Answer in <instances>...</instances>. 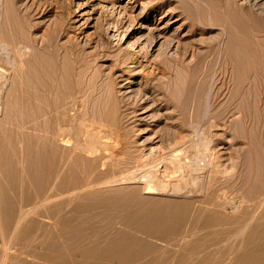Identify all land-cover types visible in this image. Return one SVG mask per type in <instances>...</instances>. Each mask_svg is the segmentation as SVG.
Masks as SVG:
<instances>
[{"label": "rangeland", "instance_id": "374dc122", "mask_svg": "<svg viewBox=\"0 0 264 264\" xmlns=\"http://www.w3.org/2000/svg\"><path fill=\"white\" fill-rule=\"evenodd\" d=\"M85 124L97 125L103 141L109 138L99 152L104 159L75 150L81 135L80 142L89 140ZM68 131L74 133L69 135ZM0 134V202H7L8 216L11 214L8 218L0 203V214L3 209L5 213L4 221L0 216V241L5 240L0 242V252L5 253L9 244L6 256L0 253V264H14L20 250L23 259L27 255L33 258L32 253L42 256L47 241L65 239L60 230L68 227L59 223V212L51 211L47 204V168L38 163L42 175H36L30 166L32 155L54 144L60 164L67 157L69 165L76 163L82 156L80 164L74 166L78 172L65 177L68 204L62 214L73 216L74 222H87L85 231L77 230L84 238L91 232L95 239L98 230L101 236L97 238L118 231L146 238L156 247L145 255L153 261L149 264H215L217 260L216 264H261L264 258L254 261L248 255L264 247V0H0ZM61 135L72 140L66 143ZM94 159L101 171L93 187L102 190L107 199L124 198L125 208L117 207L113 199L88 210H73L72 198L83 203L88 201L83 196L91 195V186L79 185V181H85L87 162ZM133 159L139 160L136 163ZM103 161L108 167H102ZM3 168L15 170L10 175ZM60 181L56 179L57 184ZM148 181L157 187L149 189ZM174 182L178 186L184 183L188 190ZM214 189L218 190L213 192L212 204L207 197ZM191 197L197 202L182 209L181 225L156 238L129 228L121 218L130 208L147 212L166 199ZM31 206L37 209L33 212ZM89 217H93L91 223L86 219ZM33 219L39 222L35 232L25 236L21 226L35 224ZM18 220H23L22 224ZM15 226L20 228L15 230ZM12 241L17 242L14 245Z\"/></svg>", "mask_w": 264, "mask_h": 264}, {"label": "bare ground", "instance_id": "6f19581e", "mask_svg": "<svg viewBox=\"0 0 264 264\" xmlns=\"http://www.w3.org/2000/svg\"><path fill=\"white\" fill-rule=\"evenodd\" d=\"M165 1H168V0H165ZM170 1V0H169ZM141 3H143V2H141ZM172 3V2H171ZM238 3V5L239 6H243L242 4H239V1L237 2ZM227 10H229L228 8H227ZM227 21V20H226ZM234 27V26H233ZM227 29V28H226ZM236 29V28H235ZM238 30V29H237ZM25 51V50H24ZM20 55V54H19ZM231 59V58H230ZM230 62V61H229ZM232 62V61H231ZM232 65V64H231ZM250 92V91H249ZM254 92V91H253ZM124 103V102H123ZM74 118H76V117H74ZM87 121V120H86ZM80 122V121H79ZM79 122H77V123H79ZM84 123V122H83ZM86 125V124H85ZM91 126H92V124H90ZM78 126H79V124H78ZM83 126V125H82ZM87 126V125H86ZM97 125H93V127H90V126H87L88 128V131H87V135H89V140L87 139V140H85V141H83V140H81V142L83 141V143H81L79 140L80 139H82L81 137H83L82 135H81V133H83L82 132V129H81V133H79L81 136H80V139H76V141L78 142H76V141H74V142H76V151L78 150V151H83V152H87L88 153V156H93L94 158H96V159H99V160H101L102 158L104 159L105 157L102 155V154H100L99 152H100V148H102V147H106L105 145L103 146V144L105 143V144H108L107 143V140L109 139L108 137V139H105V141H103L102 140V138L104 137V135H102L100 132H99V130H98V128L96 127ZM84 127V126H83ZM83 127H81V128H83ZM59 129H60V127H58ZM79 128V127H78ZM78 128H77V130H76V128L74 129V130H76V133L80 130V128H79V130H78ZM86 128V127H85ZM84 128V129H85ZM90 128V129H89ZM102 128V127H101ZM117 128V127H116ZM115 128V131L117 130ZM63 129H65V128H63ZM67 129V128H66ZM87 129H85V130H87ZM100 129V128H99ZM107 129V128H106ZM106 129H104V130H106ZM109 129V128H108ZM110 129H113V128H110ZM73 130V129H72ZM85 130H83V131H85ZM102 130H103V128H102ZM64 131V130H63ZM63 131H61L60 130V132H63ZM93 133H92V132ZM110 131V130H109ZM113 131H114V129H113ZM112 130H111V132H112V134L114 133ZM52 132H54V131H52ZM67 132V131H66ZM106 132V131H105ZM110 132V133H111ZM117 132H119L118 130H117ZM116 132V133H117ZM55 133V132H54ZM57 133V132H56ZM73 134L74 133V131L73 132H69L68 131V134ZM85 133V132H84ZM65 134H67V133H65ZM69 134V135H70ZM85 134V135H86ZM1 135V134H0ZM69 135H64L65 137H66V139H65V137L64 136H62V138H64V140H65V142L67 143V141L68 142H70L71 140H69V139H67L68 137L67 136H69ZM74 135H76V134H74ZM84 135V136H85ZM118 135H120L119 133H118ZM78 138H79V135L77 134L76 135ZM76 136H73V138L74 137H76ZM108 136V135H107ZM110 136V135H109ZM7 137V136H6ZM56 137H57V135H56ZM71 137V136H70ZM88 137V136H87ZM111 137H113L112 135H111ZM110 137V138H111ZM118 137V136H117ZM122 137V136H121ZM57 138H59V137H57ZM61 138V139H62ZM72 138V137H71ZM113 138H116L115 136L113 137ZM52 139H54V138H52ZM60 139V140H61ZM85 139V138H84ZM112 139V138H111ZM119 139V138H118ZM123 139V138H122ZM0 140H2V139H0ZM102 140V141H101ZM133 140V139H132ZM4 141V140H3ZM54 141H56L55 139H54ZM62 141H63V139H62ZM114 141H115V139H114ZM116 141H117V139H116ZM115 141V142H116ZM120 141H122V140H120ZM119 141V142H120ZM5 142H6V140H5ZM4 142V143H5ZM74 142H71L72 144L74 143ZM111 142V141H110ZM118 142V141H117ZM122 142H124V141H122ZM121 142V143H122ZM3 143V142H2ZM54 143V142H53ZM62 143V142H61ZM70 143V144H71ZM121 143H119L120 145H121ZM15 144V143H14ZM13 144V145H14ZM51 144V143H50ZM62 144H64V143H62ZM111 144V143H110ZM115 144V143H114ZM114 144H112V145H114ZM117 144V143H116ZM5 145V144H4ZM67 145H69V144H67ZM124 145V144H123ZM123 145H121V148H123L122 146ZM7 146V145H6ZM12 145H10V147H11ZM33 146V145H32ZM73 146V145H72ZM110 146V145H109ZM114 146H116V145H114ZM113 146V147H114ZM113 147H111V148H113ZM119 146H116L115 148H118ZM5 148V147H4ZM7 148H9V145L7 146ZM6 148V149H7ZM69 148V147H68ZM108 148V147H107ZM110 148V149H111ZM114 148V149H115ZM14 149V148H13ZM35 149V148H34ZM74 149V148H73ZM114 149H112V150H114ZM158 149V148H157ZM61 150V149H60ZM71 150V149H70ZM116 150V149H115ZM121 150V149H120ZM142 150V149H141ZM62 151H63V149H62ZM68 151H69V149H68ZM74 151V150H73ZM118 151V150H117ZM129 151V150H128ZM139 151V150H138ZM143 151V150H142ZM64 152V151H63ZM62 152V154H64ZM122 152V151H121ZM139 152H141V151H139ZM3 153V152H2ZM6 153H7V151H6ZM28 153H29V151H28ZM119 153H120V151H119ZM130 153H131V151H130ZM133 153V152H132ZM153 153V152H152ZM73 154V153H72ZM86 154V153H85ZM114 154H115V152H114ZM142 154H143V152H142ZM13 155V154H12ZM98 155V156H97ZM109 155V154H108ZM113 155V154H112ZM121 155H123V154H121ZM131 155V154H130ZM129 155V156H130ZM136 155V154H135ZM155 155V154H154ZM18 156V155H17ZM68 156V155H67ZM163 157H164V155H162ZM209 156V155H208ZM212 156V155H211ZM5 157V156H4ZM65 157V156H64ZM116 157H118V156H116ZM148 157V156H147ZM160 157V156H159ZM8 158H10V157H8ZM89 158V157H88ZM91 158V157H90ZM119 158H120V156H119ZM118 158V159H119ZM131 158V157H130ZM136 158H138L137 156H136ZM144 158V157H143ZM161 158V157H160ZM187 158V157H186ZM216 158V157H215ZM12 159H13V157H12ZM70 159V158H69ZM107 159V158H106ZM117 159V158H116ZM124 159V158H123ZM151 159V158H150ZM173 159V158H172ZM189 159V158H188ZM3 160H4V158H3ZM9 160H11V159H9ZM71 160V159H70ZM69 160V161H70ZM81 160H82V156H78L76 159H75V162L76 163H71L70 165H69V162H68V157H67V160H65L62 164H60L59 163V158H58V149H57V146H55V144H54V146H50V147H48V149H46L45 150V152H43V153H40V154H35V155H32L31 156V163H30V166L32 165V167H33V171L35 172V174L36 175H38V174H41V173H39V171H38V163H40V164H42L43 166H44V168H47L46 170H47V179H48V181L47 182H45V183H47V184H49L48 185V188H47V186H46V190L47 191H45L46 192V200H47V204L50 206L51 205V209H50V207L48 206V208L51 210V211H53V212H59V215L57 216V218L56 219H58V221H59V223L60 224H62L63 226L65 225V227H68V228H64V229H62V230H60L61 232L60 233H62L63 234V236L65 237V239H64V241H57V240H54V239H51V240H49V241H47V243H46V246H45V252L43 253V255L42 256H39V255H35L34 253H32V255L35 257V258H37V259H42V260H38V261H36V260H34L32 257L30 258H27L28 257V255H27V257H25L24 259H23V257H22V254L24 253L22 250H20V253H18L19 255H17V256H15V263L14 264H149V261L150 262H153V261H151L150 259H151V257H150V259H146L147 257H145V255H147L148 253H150V252H152L153 250H155V244L154 243H152L151 241H148V240H146V238H144L143 240H145V241H143L140 237L139 238H137V237H135V235H133L132 233H130V234H128V232L127 231H118V232H115L114 233V235L112 234V236H111V234H108V233H105V234H107V237H105L104 236V238H103V235H102V238H99L100 236L98 235V233L100 232V230H98L99 232L96 234L94 231H92V234H93V232L96 234V238L94 239L93 237L95 236V235H91V232H90V237L88 238V237H86V238H84V235L82 234V232H83V230H84V228H85V225H84V222L85 223H87L86 221H80L79 222V220H77L78 222H74V219L72 218V217H66L65 215L66 214H62L63 212H64V208H65V206H66V203L68 202V201H66V197L64 198V196L67 194H64L65 193V188H66V186H67V184H66V179H65V177L66 176H69V175H67L69 172H73L74 170H76L75 169V165L77 164V163H79V162H81ZM111 160V159H110ZM113 160V159H112ZM134 160V159H133ZM137 160V159H136ZM136 160H134V161H136ZM139 160V159H138ZM137 160V161H138ZM158 160V159H157ZM194 160V159H193ZM7 161V160H6ZM104 161H106V160H104ZM104 161H103V163H102V167H103V165H104V167H108V166H105V164H104ZM137 161H136V163H137ZM150 161V160H149ZM2 162V161H1ZM4 162V161H3ZM2 162V163H3ZM45 162V163H44ZM107 162V161H106ZM114 162H115V160H114ZM142 162V164H143V160L141 161ZM158 162V161H157ZM156 162V163H157ZM160 162V161H159ZM171 162V161H170ZM212 162V161H211ZM110 163V162H109ZM135 163V164H136ZM148 163V162H147ZM146 163V164H147ZM153 163V162H152ZM172 163V162H171ZM183 163V162H182ZM181 163V164H182ZM186 163V162H185ZM215 163V162H214ZM8 164V163H7ZM80 164V163H79ZM111 164V163H110ZM115 164H116V162H115ZM145 164V163H144ZM164 164V163H163ZM173 164V163H172ZM4 165V164H3ZM18 165V164H17ZM25 165V164H24ZM107 165V164H106ZM166 166H167V163L165 164ZM192 165V164H191ZM1 166V165H0ZM137 166V165H136ZM146 166H148V165H146ZM152 166V165H151ZM156 166V165H155ZM162 166V165H161ZM176 166V165H175ZM190 166V165H189ZM7 167V166H6ZM15 167H17V166H15ZM26 167V166H25ZM42 167V166H41ZM150 167V166H149ZM1 168H2V166H1ZM8 168V167H7ZM7 168H6V173H7V171H9V174L10 175H12V173L14 172V168H9L10 170H7ZM78 169H79V167H77ZM84 168V167H83ZM100 168V167H99ZM98 168V166H96L95 167V159L94 160H89L88 162H87V167H86V178H85V181L83 180V179H81V181L82 182H80L79 181V185H87V186H91L90 188H89V190H92V191H89V192H91V195H86V196H83L84 198H86L87 200H85L84 198H83V200H85V201H87V202H83V203H77L76 201H81L80 200V198L78 199V200H76V199H74V198H72V200H73V202H76V203H71L72 205L73 204H75L74 206H73V210L74 211H81V210H83V209H89V208H95L96 206H98V204H99V202H109V201H111V200H113V199H115L116 200V202L114 203L115 205H117V207H120V208H125V204H124V198H121V197H118V196H113V197H111L110 199H107V198H105L104 196H102V190H99V189H95L96 188V186H94L95 184L97 185V181H98V178L100 177V169ZM147 168V167H146ZM156 168V167H155ZM167 169L169 168V167H166ZM185 168V167H184ZM183 168V169H184ZM216 168V167H215ZM2 169V170H3ZM18 169V168H17ZM16 169V171L18 172V170ZM27 169V168H26ZM30 169H32V168H30ZM103 169H106V168H103ZM102 169V170H103ZM137 169V168H136ZM141 169H143V168H141ZM140 169V170H141ZM157 169V168H156ZM165 169V168H164ZM176 169V168H175ZM187 169V168H186ZM3 170V171H4ZM80 170V169H79ZM139 170V169H138ZM138 170L135 172L136 174H137V172H138ZM139 170V171H140ZM152 170V169H151ZM151 170H149L148 172H150ZM161 170V169H160ZM177 170H179V168L177 169ZM188 170V169H187ZM211 170V169H210ZM41 171H43V170H41ZM77 171V170H76ZM106 171V170H105ZM108 171V170H107ZM110 171V170H109ZM123 171V170H122ZM127 171V170H126ZM143 171H145L144 169H143ZM165 171H168V170H166L165 169ZM171 171V170H170ZM191 172H192V170H190ZM189 171V172H190ZM20 172V171H19ZM78 172V171H77ZM111 172V171H110ZM142 172V171H141ZM147 171H146V173H148ZM154 172V171H153ZM157 172V171H156ZM155 172V174H157ZM160 172V171H159ZM169 172V171H168ZM172 172V171H171ZM170 172V173H171ZM181 172V171H180ZM188 172V173H189ZM190 172V173H191ZM193 172H195V171H193ZM192 172V173H193ZM203 172V171H202ZM104 173V172H103ZM129 173V172H128ZM134 173V174H135ZM140 173V172H139ZM145 173V172H144ZM170 173H168V175L170 174ZM198 173V172H197ZM3 174V173H2ZM19 174V173H18ZM54 174H55V176H54ZM80 174V173H79ZM106 174H108L107 172H106ZM120 174V173H119ZM126 174V173H125ZM132 174H133V171H132ZM135 174V175H136ZM158 174H160V173H158ZM176 174V173H175ZM180 174V173H179ZM184 174V173H183ZM5 175V174H4ZM22 175V174H21ZM20 175V176H21ZM42 175V174H41ZM40 175V176H41ZM83 175V174H82ZM134 175V176H135ZM144 175V174H143ZM147 175V174H146ZM149 175V174H148ZM164 175H165V173H164ZM167 175V174H166ZM190 175V174H189ZM3 176V175H2ZM7 176H8V174H7ZM18 176V175H17ZM110 176H111V174H110ZM117 176V175H116ZM133 176V175H132ZM137 176V175H136ZM157 176V175H156ZM155 176V177H156ZM161 176V175H160ZM177 176V175H176ZM175 176V177H176ZM198 176V175H197ZM6 177V176H5ZM16 177V176H15ZM14 177V178H15ZM32 177V176H31ZM42 177V176H41ZM74 177H76V176H74ZM114 177V176H113ZM121 177V176H120ZM129 177H131L130 175H129ZM138 177V176H137ZM137 177H136V179H137ZM143 176L141 175V178H142ZM146 177V176H145ZM148 177V176H147ZM152 177V176H151ZM150 177V178H151ZM169 177V176H168ZM174 177V176H173ZM183 178H184V176H182ZM245 177V176H244ZM243 177V178H244ZM254 177V176H253ZM1 178V177H0ZM8 178V177H7ZM12 178V177H11ZM14 178H12V179H14ZM18 178V177H17ZM21 178V177H20ZM59 179V178H61L62 179V181H60V183L59 184H57L56 183V179ZM123 178H125V177H123ZM159 178V177H158ZM195 178V177H194ZM199 178V177H198ZM2 179V178H1ZM116 179H118V177L116 178ZM131 179H134L135 180V178H131ZM152 179V178H151ZM162 179V178H161ZM176 179V178H175ZM180 179H181V177H180ZM185 179V178H184ZM5 180V179H4ZM15 180V179H14ZM32 180V179H31ZM38 180V179H37ZM141 180V179H140ZM142 180H143V178H142ZM148 180V179H147ZM171 180V179H170ZM177 180H178V177H177ZM187 180V179H186ZM200 180V179H199ZM3 181V180H2ZM1 181V182H2ZM8 181V180H7ZM18 181V180H17ZM74 181H76V180H73L72 179V182H74ZM115 181H117V180H115ZM114 181V182H115ZM130 181V180H129ZM133 181V180H132ZM137 181V180H136ZM151 181V180H150ZM154 181V180H153ZM183 181V180H182ZM182 181H181V183H182ZM14 181L12 180V183H13ZM43 182V181H42ZM49 182V183H48ZM68 182V181H67ZM77 182V181H76ZM76 182H74V183H76ZM104 182V181H103ZM105 182H107L106 181V179H105ZM109 182V181H108ZM107 182V183H108ZM138 182H139V179H138ZM149 182V181H148ZM166 182V181H165ZM164 182V183H165ZM168 182V181H167ZM180 182V181H179ZM186 182H188V180L186 181ZM193 182V181H192ZM197 182H199V181H197ZM121 183V182H120ZM136 183V182H135ZM152 183V182H151ZM180 183V186H178L179 184H177V186L178 187H181V185H183V186H185L184 185V183L183 184H181ZM190 183V182H189ZM189 183H187V184H189ZM199 183H202V182H199ZM215 183V185H216V182H214ZM213 183V184H214ZM2 184V183H1ZM9 185H10V182L8 183ZM16 184H18L19 185V183L17 182ZM24 184V183H23ZM44 184V183H43ZM70 184H71V182H70ZM104 185H105V183H103ZM111 184H112V182H111ZM114 184V183H113ZM112 184V185H113ZM131 184V183H130ZM149 184H150V182H149ZM149 184H145V185H147V186H149ZM167 184V183H166ZM173 184H175V182L173 183ZM173 184H171V185H173ZM175 184V185H176ZM186 184V183H185ZM208 184V183H207ZM210 184V183H209ZM218 184V183H217ZM252 184V183H251ZM99 185V184H98ZM151 185V184H150ZM195 185H197V184H195ZM212 185V184H211ZM74 186V185H73ZM95 188H94V187ZM100 186V185H99ZM99 186H97V188L99 187ZM107 186H109L108 184H107ZM107 186H104V187H107ZM121 186V185H120ZM125 186V185H124ZM144 186V185H143ZM157 187L156 186V184H154V185H151V186H149V189H151L152 187ZM166 186H168V185H166ZM183 186H182V188H183ZM190 186V185H189ZM198 186V185H197ZM251 186H253V185H251ZM5 187V186H4ZM17 187V186H16ZM15 187V188H16ZM77 187V186H76ZM85 187V186H84ZM100 187H103V186H100ZM163 187V186H162ZM173 187V186H172ZM177 187V188H178ZM187 187H188V185H187ZM193 187V186H192ZM196 187V186H195ZM214 187H216V186H214ZM219 187V186H218ZM8 189H9V186L7 187ZM14 188V187H13ZM68 188V187H67ZM88 188V187H87ZM147 188V187H146ZM145 188V189H146ZM189 188V187H188ZM194 188V187H193ZM192 188V189H193ZM197 188H199V187H197ZM80 189V188H79ZM148 189V188H147ZM166 189V188H165ZM174 190H175V187L173 188ZM185 189H187L186 188V186H185ZM225 189V188H224ZM252 189V188H251ZM10 190V189H9ZM9 190H8V192H9ZM15 190V189H14ZM45 190V189H44ZM67 190V189H66ZM85 190H86V188H85ZM177 190V189H176ZM188 190V189H187ZM194 190V189H193ZM212 190V189H211ZM218 189H214L212 192H209L208 193V197H207V199L210 201V203L212 202V204H215V199L213 198V195H215L216 194V191H217ZM71 191V190H70ZM77 191V190H76ZM76 191H73L74 192V195H76ZM81 191V190H80ZM82 191H84V189L82 190ZM201 191V190H200ZM203 191V190H202ZM200 192V193H202L203 194V192ZM207 191V190H206ZM215 191V194L213 193ZM227 191V190H226ZM0 192L2 193V190H0ZM14 192V191H13ZM174 192V191H173ZM187 192V191H186ZM186 192H185V194H186ZM189 192H191V190L189 191ZM188 192V193H189ZM194 192V191H193ZM198 192V191H197ZM228 192V191H227ZM87 193V192H86ZM177 193V192H176ZM179 193V192H178ZM187 193V194H188ZM4 194V193H3ZM19 194V193H18ZM59 194V198L60 199H57V195ZM69 194V193H68ZM72 194V193H71ZM82 194V193H81ZM194 194H196L195 192H194ZM218 194V193H217ZM226 194V193H225ZM250 194V193H249ZM2 195V194H1ZM6 195V194H5ZM20 195H21V193H20ZM144 195V194H143ZM189 195H192L191 193L189 194ZM7 196V195H6ZM23 196V195H22ZM68 196H70V194L68 195ZM78 196V194L76 195V197ZM146 196H148V195H146ZM206 196H207V194H206ZM241 196V195H240ZM1 197V196H0ZM4 197V196H3ZM80 197V196H79ZM149 197V196H148ZM216 197H217V195H216ZM220 197V196H219ZM218 197V198H219ZM6 198V197H5ZM20 199H21V197H19ZM68 198H70V202H71V197H68ZM238 198V197H237ZM253 198V197H252ZM25 199V198H24ZM23 199V200H24ZM45 199V198H44ZM147 199V198H146ZM156 199V198H155ZM178 199V198H177ZM177 199H175V200H173V198L172 199H166V200H164V203H163V205H160L158 208H155L154 210H148L147 212H144V211H142V210H131V208H130V211H127L126 213L124 212L123 213V216L121 217V218H123V222H124V224L126 225V226H128L129 228H134V229H136L137 231H139V232H141V233H144L145 235H148V236H153V237H159V236H161V235H163L164 233H166L168 230H172L173 228H175L176 226H178L179 224L181 225V222L183 221V212H182V209L186 206V205H189V204H193L194 202H197L194 198L192 199V197H191V199L189 198V200H188V198H186V199H184V200H177ZM180 199V198H179ZM183 199V198H182ZM201 200H202V198H200ZM200 199H198V201H200ZM248 199H249V197H248ZM10 200V199H9ZM38 200V199H37ZM69 200V199H68ZM153 200V199H152ZM205 200V199H204ZM203 200V201H204ZM208 200H207V202H208ZM227 200V199H226ZM264 200V199H263ZM7 201V200H6ZM136 201V200H135ZM134 201V202H135ZM220 201V200H219ZM242 201V200H241ZM4 202V201H3ZM31 202V201H30ZM228 202V201H227ZM263 202V201H262ZM0 203H2V202H0ZM7 203V202H6ZM6 203H2L3 205H4V207H5V210H4V212H6V214H7V217L9 218L10 216H11V214H10V216H8V211L6 210V206L8 205H6L5 206V204ZM14 204H13V206L15 205V202H13ZM35 203V202H34ZM41 203V202H40ZM43 203H46V202H43ZM150 203V202H149ZM199 203V202H198ZM200 203H201V201H200ZM222 203V202H221ZM68 204V203H67ZM70 204V203H69ZM128 204V203H127ZM220 204V202L218 203V205ZM225 204V203H224ZM228 204V203H227ZM233 204V203H232ZM1 205V204H0ZM35 205V204H34ZM37 205V204H36ZM41 205H42V203H41ZM40 205V206H41ZM46 205V204H45ZM71 205V206H72ZM132 205V204H131ZM130 205V206H131ZM147 205H149V204H147ZM217 205V204H216ZM215 205V206H216ZM223 205V204H222ZM109 206V205H108ZM138 206V205H137ZM211 206V205H210ZM214 206V205H213ZM221 206V205H220ZM231 206V205H230ZM234 206H235V203H234ZM237 206H240V205H237ZM245 206V205H244ZM259 206V205H258ZM258 206H256V207H258ZM0 207H2V205L0 206ZM35 206H33V208H34ZM117 207H115V208H117ZM136 207V206H135ZM209 207V206H208ZM242 207V206H241ZM14 208H15V206H14ZM24 208V207H23ZM33 208H32V206H31V210H33ZM42 208H43V206H42ZM45 209H46V207H44ZM47 208V210H49ZM67 208H68V206H67ZM66 208V209H67ZM127 208H128V206H127ZM236 208V207H235ZM20 209V208H19ZM35 209H37V208H35ZM34 209V210H35ZM70 209V208H69ZM99 209V208H98ZM97 209V210H98ZM101 209H103V208H101ZM111 209V208H110ZM109 209V210H110ZM129 209V208H128ZM144 209V208H143ZM147 209V208H146ZM226 209H228V208H226ZM3 210H2V213H3ZM9 210V209H8ZM21 210V209H20ZM19 210V212H21ZM34 210H33V212H34ZM41 210V209H40ZM49 210V211H50ZM94 210V209H93ZM93 210H90L91 212L93 211ZM112 210V209H111ZM115 210H117V209H115ZM115 210H113V212L115 211ZM125 210V209H124ZM206 210V209H205ZM210 210V209H209ZM213 210V209H212ZM232 210H234V209H232ZM30 211V210H29ZM29 211H27L25 214H27ZM44 211H46V210H44ZM79 211V212H80ZM123 211V210H122ZM208 211V210H207ZM213 211H215V210H213ZM8 212V213H7ZM36 212V211H35ZM40 212V211H39ZM38 212V213H39ZM47 212V211H46ZM71 212H72V210H71ZM89 212V211H88ZM90 212V213H91ZM104 212H107V210L106 211H103V213H101V215H103L104 214ZM109 212H112V211H109ZM233 212V211H232ZM0 214V216H1V218H2V215H3V217L5 216L4 214L5 213H3V214ZM14 213H15V210H14ZM30 213H32V211L30 212ZM29 213V214H30ZM37 213V212H36ZM50 213V212H49ZM82 213V215H83V212H81ZM87 213V212H86ZM85 213V214H86ZM245 213V212H244ZM21 214V213H20ZM28 214V215H29ZM35 214V213H34ZM41 214H43L44 216H46V214H44L43 212L41 213ZM71 214V213H70ZM119 214V213H118ZM125 214V215H124ZM204 214V213H203ZM13 215H15V214H13ZM35 215H37V214H35ZM48 215V214H47ZM74 215V214H73ZM76 215H77V213H76ZM81 215V214H80ZM88 215H89V213H88ZM87 215V216H88ZM263 215V214H262ZM22 216V215H21ZM24 216V215H23ZM48 216H51V215H48ZM97 216H99V215H97ZM119 216V215H118ZM251 216V215H250ZM15 217V216H14ZM19 217V216H18ZM25 217H28L27 215L25 216ZM24 217V218H25ZM80 218H82L81 216H79ZM101 217V216H100ZM108 217V216H107ZM109 217H110V215H109ZM108 217V218H109ZM205 217V216H204ZM240 217V216H239ZM0 218V222H2L1 220L3 219V221H4V218H2L1 219ZM21 218H23V217H21ZM29 218V217H28ZM98 218V217H97ZM243 218V217H242ZM5 219H7V218H5ZM13 219V218H12ZM30 219H32V218H30ZM41 219V218H40ZM50 219V218H49ZM86 219H88L89 220V223H91V221H92V219H93V217H89V218H86ZM120 219V218H119ZM24 220V219H23ZM23 220H18L19 221V224L21 223V222H23ZM25 220H27V219H25ZM99 220V219H98ZM113 220V219H112ZM246 220V219H245ZM6 221V220H5ZM8 221H9V219H8ZM21 221V222H20ZM31 220H27V223H29ZM71 221H73L74 223H77L76 225H74V223L73 222H71ZM101 221V220H100ZM198 221V220H197ZM219 222H221L220 220H218ZM13 222V221H12ZM33 222L35 223V220L33 219ZM51 221H49V223H50ZM56 222V221H55ZM103 222V221H102ZM113 222V221H112ZM185 222V221H184ZM6 223H7V221H6ZM9 223V222H8ZM10 223H11V221H10ZM9 223V224H10ZM18 223V222H17ZM39 223V222H38ZM37 222L35 223V224H27V226L26 225H22L21 227H24V229H23V231L22 232H24V235L27 233V234H32V233H34L35 232V229H36V224H38ZM42 223H44V222H42ZM89 223H88V225H89ZM218 223V222H217ZM1 224V223H0ZM14 224V223H13ZM22 224V223H21ZM47 224V223H46ZM99 224V223H98ZM120 224V223H119ZM189 224H191V223H189ZM197 224V223H196ZM247 224V223H246ZM15 225V224H14ZM42 225V224H41ZM54 225V224H53ZM55 225L57 226V224L55 223ZM61 225V226H62ZM72 225V226H71ZM90 225H94V224H90ZM186 225V224H185ZM11 226V225H10ZM39 226V225H38ZM52 226V225H51ZM192 226V225H191ZM12 227V226H11ZM44 227V226H43ZM60 227V226H59ZM94 227H95V225H94ZM216 227V226H215ZM260 227V226H259ZM20 228V226L18 227V226H15V230H18ZM41 228V227H40ZM47 228V227H46ZM53 228V226L51 227V229ZM57 228V227H56ZM178 228V227H177ZM195 228V227H194ZM221 228V227H220ZM242 228V227H241ZM0 229H1V227H0ZM6 229V228H5ZM5 229H3V232H5L4 230ZM13 229H14V227H13ZM45 229V228H44ZM54 229H55V226H54ZM70 231H72V232H74V231H77V230H81L82 232H80V233H78L79 231H77V234H76V232H74L73 233V235L72 236H69L68 235V237H66L67 236V233L69 234V230ZM83 229V230H82ZM133 229V230H134ZM211 229V228H210ZM11 230H12V228H11ZM47 230H48V228H47ZM59 230H57L56 231V233H58V231ZM187 230V229H186ZM251 230V229H250ZM7 232H8V230H6ZM10 231V230H9ZM14 231V230H13ZM20 231V232H21ZM68 231V232H67ZM85 231V230H84ZM176 231V230H175ZM188 231V230H187ZM210 231V230H209ZM252 231H254V230H252ZM1 232V231H0ZM7 232H6V235H7ZM11 232V231H10ZM17 232H19V231H16V234H17ZM20 232H19V234H20ZM21 232V233H22ZM53 232V231H52ZM67 232V233H66ZM97 232V231H96ZM127 232V233H126ZM193 232V231H192ZM12 233V232H11ZM10 233V234H11ZM44 232H42V233H40V234H43ZM49 233V232H48ZM47 233V234H48ZM55 233V234H56ZM249 233H250V231H249ZM259 233H260V231H259ZM259 233H257V234H259ZM9 234V233H8ZM9 234V235H10ZM12 234H14V233H12ZM15 234V236H17ZM23 234V233H22ZM59 234V233H58ZM74 234H76V235H79V237H77V236H75ZM82 234V235H81ZM133 236H132V235ZM198 234V233H197ZM253 234V233H252ZM255 234V233H254ZM2 235V234H1ZM21 235V234H20ZM19 235V236H20ZM23 235V236H24ZM34 236H37L36 234H33ZM71 235V234H70ZM97 235L99 236L98 238H97ZM110 235V237H108ZM179 235V234H178ZM188 235V234H187ZM189 235H190V233H189ZM212 235V234H211ZM13 236V235H12ZM14 236V237H15ZM22 236V235H21ZM20 236V237H21ZM25 236H27V235H25ZM80 236H82V237H80ZM87 236H89V235H87ZM91 236H92V238H91ZM183 236V235H182ZM11 237V236H10ZM10 237H9V239H10ZM18 237V236H17ZM17 237H15V238H17ZM19 237V238H20ZM29 237V236H28ZM41 237V236H40ZM143 237V236H142ZM178 237V236H177ZM228 237V236H227ZM257 237V236H256ZM258 237H260V236H258ZM6 239H7V237H5ZM5 238H3V239H5ZM13 238V237H12ZM15 238H14V240H15ZM18 238V239H19ZM30 238H32V237H30ZM38 238V237H37ZM62 238V237H61ZM191 238V237H190ZM189 238V239H190ZM221 238V237H220ZM24 239V238H23ZM63 239V238H62ZM175 239V238H174ZM17 240V239H16ZM20 240H22V239H20ZM31 240H33V239H31ZM61 240V239H60ZM176 240H177V238H176ZM193 240V239H192ZM215 240V239H214ZM231 240H232V238H231ZM264 240V239H263ZM2 241V243H4V241L3 240H1ZM0 241V242H1ZM18 241V240H17ZM16 241V242H17ZM22 241H24V240H22ZM28 241V240H27ZM183 241V240H182ZM227 241V240H226ZM253 241V240H252ZM13 243H14V241H12ZM16 242L14 243V245L16 244ZM25 242V241H24ZM229 242H230V240H229ZM232 242V241H231ZM248 242H249V240H248ZM256 242V241H255ZM17 243H19V241L17 242ZM28 243V242H27ZM26 243V244H27ZM30 241H29V244H27V245H30ZM44 243V242H43ZM253 243H254V241H253ZM261 243V242H260ZM264 243V242H263ZM10 244H11V242H10ZM19 244H22V242L21 243H19ZM25 243H24V245H26ZM172 244V243H171ZM185 244V243H184ZM216 244V243H215ZM241 244V243H240ZM5 245H6V243H5ZM7 245H9L8 244V242H7ZM5 246V253H6V250H7V248L9 247V246ZM24 245H21V246H24ZM36 245H37V243H36ZM36 245H34V247L36 246ZM187 245V244H186ZM190 245V244H189ZM225 245V244H224ZM242 245V244H241ZM249 245V244H248ZM253 245V244H252ZM258 245H260V244H258ZM257 244H256V246H258ZM17 246H18V244H17ZM38 246H39V244H38ZM227 246V245H226ZM254 246V245H253ZM261 246V245H260ZM259 246V247H260ZM262 246H264L263 244H262ZM1 247H3V245H1ZM25 247V246H24ZM32 246L30 245V247L29 248H31ZM33 247V248H34ZM17 248V247H16ZM192 248V247H191ZM217 248V247H216ZM230 248V247H229ZM231 248H232V246H231ZM2 249V248H1ZM4 249V248H3ZM11 249V248H10ZM36 248H34V250H35ZM158 249V248H157ZM161 249V248H160ZM184 249V248H183ZM193 249H195V248H193ZM192 249V250H193ZM218 249V248H217ZM12 250V249H11ZM32 249H30V252H35L34 250H32ZM2 251V250H1ZM37 251V250H36ZM157 251V250H156ZM187 251V250H186ZM199 251V250H198ZM159 252V251H158ZM195 252V251H194ZM204 252V251H203ZM229 252V251H228ZM249 252V251H248ZM0 253H3V252H0ZM5 253H3V254H5ZM36 253V252H35ZM38 253L40 254V252L38 251ZM155 254V253H154ZM156 255V254H155ZM171 255V254H170ZM178 255H179V253H178ZM182 255V254H181ZM208 255V254H207ZM221 255V254H220ZM4 256V255H3ZM5 256H6V254H5ZM30 256V255H29ZM157 256V255H156ZM189 256V255H188ZM192 256V255H191ZM205 256V255H204ZM249 257L251 256V258H252V256L255 258L254 259V261H256L257 259H262V258H264V247H262L261 249H259V250H257V251H255V252H253L252 254L250 253L249 255H248ZM0 257H1V254H0ZM8 257H10V255H8L7 256V260H8ZM181 257V256H180ZM184 257V256H183ZM201 257V256H200ZM200 257H198V258H200ZM250 258V259H251ZM6 259V257H4V260ZM10 259V258H9ZM175 259V258H174ZM186 259V258H185ZM192 259V258H191ZM6 260V261H7ZM156 260V259H155ZM158 260V259H157ZM184 260V259H183ZM200 260V259H199ZM219 260H221V259H219ZM235 260V259H234ZM241 260V259H240ZM243 260V259H242ZM9 261V260H8ZM166 261V260H165ZM172 261V260H171ZM181 261V260H180ZM190 261V260H189ZM211 261V260H210ZM209 261V262H210ZM231 261V260H230ZM237 261V260H236ZM253 261V262H254ZM259 261V260H258ZM5 262V261H4ZM12 262V261H11ZM160 262V261H159ZM191 262V261H190ZM189 262V263H190ZM194 261H192V263H193ZM205 262V261H204ZM217 262H219L218 260L216 261V263ZM229 262V261H228ZM238 262V261H237ZM237 262L235 263V261H234V263L235 264H237ZM243 262H245V260L243 261ZM263 262H264V260H263ZM262 262V263H263ZM1 263H3V261L1 262ZM13 263V262H12ZM157 263V262H156ZM174 263H175V261H174ZM182 263V262H181ZM184 263V262H183ZM213 263V262H212ZM215 263V264H216ZM221 263H222V261H221ZM248 263H249V261H248ZM251 263V262H250ZM256 263H258V262H256ZM260 263V262H259ZM261 263V264H262ZM6 264V263H5ZM9 264H10V262H9ZM152 264V263H151ZM154 264V263H153ZM186 264V263H185ZM188 264V263H187ZM225 264V263H224ZM246 264V263H245Z\"/></svg>", "mask_w": 264, "mask_h": 264}]
</instances>
